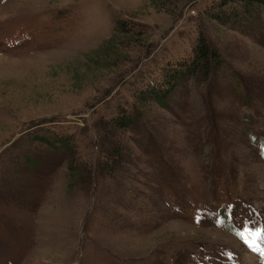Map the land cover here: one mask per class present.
<instances>
[{
  "label": "rangeland",
  "instance_id": "374dc122",
  "mask_svg": "<svg viewBox=\"0 0 264 264\" xmlns=\"http://www.w3.org/2000/svg\"><path fill=\"white\" fill-rule=\"evenodd\" d=\"M203 1L178 14L149 0H0V264H264V30L210 20ZM122 18L142 34L117 37L109 59L110 45L95 49ZM198 28L225 63L107 133L140 64ZM47 128L72 134L74 152L32 138ZM102 141L126 149L113 178Z\"/></svg>",
  "mask_w": 264,
  "mask_h": 264
},
{
  "label": "trees",
  "instance_id": "16d2710c",
  "mask_svg": "<svg viewBox=\"0 0 264 264\" xmlns=\"http://www.w3.org/2000/svg\"><path fill=\"white\" fill-rule=\"evenodd\" d=\"M179 2L181 3V0H149L150 5L157 10L167 13L177 11L178 14L183 7V4L180 6ZM200 5L198 11L201 15L229 28L247 33L250 31L254 33L256 30L258 34L264 30V0H204L200 2ZM141 26V23L128 19L117 20L109 38L95 50L103 51L107 43L111 46L107 50L114 51V54L111 57L108 52H105L103 56H108L109 59L115 58V54H118L115 49L123 46V41L118 40L117 37H121L120 35L124 36V39L140 37ZM183 39L184 44L171 54L170 52L165 54L164 59H152L148 63L140 64L133 79L129 80L133 101L128 102L125 98H119L112 103L110 115L101 126L107 133L111 132L113 136L122 129H128L140 123L144 108L152 102L168 108L171 98L187 79L196 74L206 78L213 70L225 63L221 53L209 43L202 28H198L191 35L184 36ZM32 138L46 141L51 146L56 145L70 155L75 149L72 134L60 130L47 128V132L35 134ZM102 143L105 159L99 162V169L101 174L113 178L126 163V149L114 144V141L106 142V144L102 141ZM71 160L73 161L74 158H70L69 162ZM39 179L41 178L34 177L30 182L33 183ZM39 186L42 187L40 183Z\"/></svg>",
  "mask_w": 264,
  "mask_h": 264
}]
</instances>
